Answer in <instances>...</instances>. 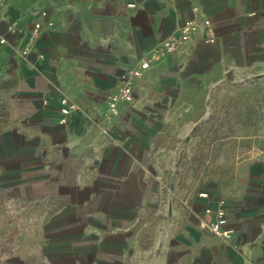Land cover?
<instances>
[{
	"label": "crops",
	"instance_id": "obj_1",
	"mask_svg": "<svg viewBox=\"0 0 264 264\" xmlns=\"http://www.w3.org/2000/svg\"><path fill=\"white\" fill-rule=\"evenodd\" d=\"M194 5L215 40L154 61L109 120L121 72ZM0 31V264H264V153L206 196L166 168L201 137L264 147V0H0ZM220 199L232 237L201 224Z\"/></svg>",
	"mask_w": 264,
	"mask_h": 264
},
{
	"label": "built area",
	"instance_id": "obj_2",
	"mask_svg": "<svg viewBox=\"0 0 264 264\" xmlns=\"http://www.w3.org/2000/svg\"><path fill=\"white\" fill-rule=\"evenodd\" d=\"M193 14L187 18L181 25L180 29L166 38H164L149 56L140 60L138 65L125 68L121 74V86L119 91L110 93L108 96L107 118L109 120L118 116L120 113V102L125 101L132 103L135 99V86L139 79L143 78L148 69L151 68L154 61L162 59L167 54L180 53L185 50L187 45L198 35L203 34L204 40L213 42L215 37L210 33L212 27L211 19L205 15L202 8L198 5L192 7ZM44 21L37 20L29 32V44L35 41L42 34L44 26H53L54 20L50 19L46 10L41 11ZM24 28H20V32H24ZM7 43V37L0 31V46ZM29 44L25 45L23 52H29ZM79 108L78 104L67 97L61 98L60 110L63 114L62 120L66 119V115ZM206 196L207 192L199 193ZM226 200L220 199L217 207H207L201 224L209 229L212 233L225 237H232L235 228L230 225L227 215Z\"/></svg>",
	"mask_w": 264,
	"mask_h": 264
},
{
	"label": "rangeland",
	"instance_id": "obj_3",
	"mask_svg": "<svg viewBox=\"0 0 264 264\" xmlns=\"http://www.w3.org/2000/svg\"><path fill=\"white\" fill-rule=\"evenodd\" d=\"M208 139L214 143L205 144L206 137H201L199 147H171L167 152L166 168L172 171V185L180 176L183 191L190 186L198 192L215 185L230 187L239 181V171L264 153V147H239L244 146L241 136L215 135Z\"/></svg>",
	"mask_w": 264,
	"mask_h": 264
}]
</instances>
